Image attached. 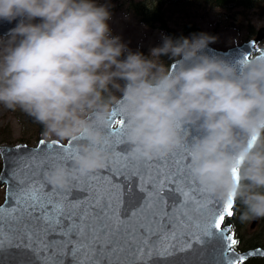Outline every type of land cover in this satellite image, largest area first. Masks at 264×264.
Wrapping results in <instances>:
<instances>
[{
  "label": "clouds",
  "instance_id": "9594fccd",
  "mask_svg": "<svg viewBox=\"0 0 264 264\" xmlns=\"http://www.w3.org/2000/svg\"><path fill=\"white\" fill-rule=\"evenodd\" d=\"M112 7L0 0V21L15 22L0 35V105L41 124L45 137L75 144L70 166L52 168L49 181L63 187L106 166L104 129L118 111L131 151L144 157L171 151L182 142L178 125H194V175L217 199L239 201L240 223L264 218V55L238 68L206 54L218 37L199 32L162 35L145 56L112 35Z\"/></svg>",
  "mask_w": 264,
  "mask_h": 264
},
{
  "label": "snow or ice",
  "instance_id": "6c2138e0",
  "mask_svg": "<svg viewBox=\"0 0 264 264\" xmlns=\"http://www.w3.org/2000/svg\"><path fill=\"white\" fill-rule=\"evenodd\" d=\"M126 128L124 116L114 111L104 129L105 150L114 155L104 168L111 176H134L144 184L137 185L139 204L129 189L128 203L135 206L127 216L123 189L98 171L76 173L63 187L49 181L52 168L71 161L74 147L41 140L39 150L7 152L9 189L0 205V264H5V253L15 264H66L69 258L71 264H147L146 257L176 248L195 257L188 264H208L199 259L206 248H193L190 238L212 245L211 264H243L250 256L264 255L259 249L235 253L239 241L232 225L222 227L234 215V197L209 203L213 195L192 170V144L181 136L183 142L166 154L144 157L124 144ZM117 144L123 145L119 151ZM233 174L238 180L237 169Z\"/></svg>",
  "mask_w": 264,
  "mask_h": 264
},
{
  "label": "rangeland",
  "instance_id": "374dc122",
  "mask_svg": "<svg viewBox=\"0 0 264 264\" xmlns=\"http://www.w3.org/2000/svg\"><path fill=\"white\" fill-rule=\"evenodd\" d=\"M104 2L105 0H97V3ZM109 2L116 6V10L110 9L112 19L108 22L112 35L121 36L132 51L138 50L145 56H149L150 49L160 45L162 35H166V33L139 23L125 9H119L125 0H109ZM163 7L167 15L177 16L181 24L194 22L202 28L203 32L217 36V41L211 45L218 49H227L240 44L250 35L254 36L261 27H264V14L260 16L256 10L236 9L234 20L230 21L227 18V11L212 9L209 5L199 3L197 0L165 1ZM215 26L218 28L217 31ZM260 46H264V44H260ZM167 58V56H161L160 59L167 64ZM240 227L246 232V224L239 225Z\"/></svg>",
  "mask_w": 264,
  "mask_h": 264
},
{
  "label": "water",
  "instance_id": "95a60500",
  "mask_svg": "<svg viewBox=\"0 0 264 264\" xmlns=\"http://www.w3.org/2000/svg\"><path fill=\"white\" fill-rule=\"evenodd\" d=\"M167 1H171V0H167ZM14 24H15V22H13L12 24H9L6 21H0V35L6 33L9 30V28L14 26ZM261 41H264V27H261L257 31L256 35L253 38H251L247 41H244L240 44L234 45V46L229 47L227 49H218V48L213 47L210 44L204 51L209 56L223 58V59H225V60H227L233 64L238 63L240 65H243V64L247 63L252 57L264 55V46H262V47L257 46L258 42H261ZM238 64H237V67L239 68ZM118 118L119 117H117V119ZM114 127H118V125H114ZM178 131H179L180 136L183 137V141H187L190 144H193L195 142V140L198 138V136L200 135L199 130L194 125H190V124H181L178 128ZM41 140L45 141V143L48 145H52L53 142H58L56 145H54L56 147H60V146H65L68 148L75 147L74 142L71 140H67L66 142H62L57 138H53V139L42 138V139H40V141ZM40 141H39L38 145H36V146H30L26 143H19L16 145L2 146L0 148L2 156H3V166H2L1 173H0V177H2V179H0V184L5 185V200H6L8 189H9L8 171L7 170H8V167L10 166L8 160L6 159L7 152H9V151L30 152L32 150H39L41 147ZM70 141H71V144L69 143ZM124 144H127L129 147V151H131V147L127 143L126 139L124 141ZM122 147H123V145L117 144L116 145V151H119ZM111 155H114V152L109 153V156H111ZM70 164H71V161L65 163V165H67V166H70ZM97 171L100 172L102 175L109 176V178L112 179L113 183L117 184L118 186H120L123 189V192L125 195V200H126L125 211L123 212V215L127 216L128 210L130 209V207L135 206V205H130L128 203L129 189H131L132 193L137 196L135 204H139L141 194H139L137 191V185H139V187L142 188V187H144L143 182L134 176L128 177L127 180H125L123 177L118 176V175L111 176L108 173L106 168H102V169H99ZM48 188L50 190L51 185H48ZM82 195H84V193L74 192V196H82ZM213 197H214V199L209 202L210 204L214 203L215 200H217V198L215 196H213ZM219 200H221V199H219ZM223 201L226 202V200H223ZM234 201H235V199H234ZM4 204H5V201L1 205H4ZM234 205H235V203H234ZM233 212H234V209H233ZM230 218L226 217L225 221H227ZM225 221H224V225H222V227L226 226V225H232V223H230V222L225 223ZM232 231H233V226H232ZM51 238H55V237L53 236ZM188 242L193 248H196V247L206 248V251L199 257V259L205 260L208 262V264H211V262L213 260L212 245L211 244H207V245L200 244V243H198V238L197 239H191L190 238ZM234 251L237 254H246L250 251H255V250L250 249V250L241 252V251L237 250L236 247H234ZM261 252H264V249H261ZM258 255H261V254L257 253L256 255H253V256H258ZM250 257H252V256H250ZM250 257H248V258H250ZM145 259L147 261V264H188V261L191 259H195V257H192L190 255L189 251H180L179 248H176V249L170 250L167 255H151L149 257H146ZM4 262H5V264H15L12 257H10L7 253L4 254ZM66 264H71L70 258L66 261Z\"/></svg>",
  "mask_w": 264,
  "mask_h": 264
},
{
  "label": "trees",
  "instance_id": "16d2710c",
  "mask_svg": "<svg viewBox=\"0 0 264 264\" xmlns=\"http://www.w3.org/2000/svg\"><path fill=\"white\" fill-rule=\"evenodd\" d=\"M181 2L182 0L172 1ZM195 1V0H192ZM199 3H204L210 6L212 9H223L227 11V18L231 21L234 20V15L236 14V9L242 8L246 10H256L260 16L264 14V0H197ZM163 0H125L122 2L119 9H125L127 13L132 14L135 19L153 29H157L161 32H165L166 35L171 36L173 39L179 38L181 36L188 37L192 33L203 32L202 28L194 22H185L181 24L179 18L175 15L169 16L166 14ZM116 10V6H113ZM111 8V9H112ZM188 13V12H186ZM215 30L218 28L215 26ZM252 37L251 35L248 37ZM168 63L172 61L167 58ZM243 210V206L235 199L234 205V215L228 220L233 224V231L235 236L239 241L240 232L243 228H239L242 225L238 220V215ZM264 222V221H263ZM239 228V229H238ZM239 243L235 246L239 247Z\"/></svg>",
  "mask_w": 264,
  "mask_h": 264
},
{
  "label": "flooded vegetation",
  "instance_id": "af4514ba",
  "mask_svg": "<svg viewBox=\"0 0 264 264\" xmlns=\"http://www.w3.org/2000/svg\"><path fill=\"white\" fill-rule=\"evenodd\" d=\"M256 35V33H255ZM254 35V36H255ZM247 38L245 41L253 38ZM263 41L258 43L261 47ZM43 126L19 109L15 112L0 105V148L6 145L26 143L30 146L38 145L40 139H53L43 135ZM3 166V156L0 150V173ZM5 201V185L0 184V205ZM264 218L253 219L246 224V232L239 235V251L250 249H264ZM241 233V232H240ZM237 238V237H236ZM260 247V248H259ZM243 264H264V255L252 256L244 260Z\"/></svg>",
  "mask_w": 264,
  "mask_h": 264
}]
</instances>
